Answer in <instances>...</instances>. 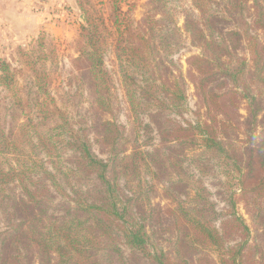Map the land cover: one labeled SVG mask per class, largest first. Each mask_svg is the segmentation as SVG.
<instances>
[{
    "label": "trees",
    "instance_id": "16d2710c",
    "mask_svg": "<svg viewBox=\"0 0 264 264\" xmlns=\"http://www.w3.org/2000/svg\"><path fill=\"white\" fill-rule=\"evenodd\" d=\"M192 2L188 12L172 0H151L147 28H125L137 40L127 44L126 64L119 66L136 122L143 125L140 112L147 110L136 75L151 79V102L164 106L151 115L160 139L153 150L107 118L115 96L105 63L110 35L103 17L83 4L76 63L88 88V128H77L51 93L54 52L45 38L19 50L35 100L21 92L11 66L0 63V86L12 100L15 123L8 132L0 108V213L8 223L0 232V264L29 258L35 264H129L123 247L151 264H264V0ZM121 15L113 27L122 34ZM225 20L230 27L219 28ZM187 40L200 50L188 59L197 120L182 125L167 115L187 111V81L169 58ZM216 168L240 191L251 241L229 247L217 227L219 213L202 181Z\"/></svg>",
    "mask_w": 264,
    "mask_h": 264
},
{
    "label": "rangeland",
    "instance_id": "374dc122",
    "mask_svg": "<svg viewBox=\"0 0 264 264\" xmlns=\"http://www.w3.org/2000/svg\"><path fill=\"white\" fill-rule=\"evenodd\" d=\"M74 2H66L55 9L54 16H52L51 20L52 25L38 37L45 38L48 48L54 52V59H52L53 61L49 66L51 79L50 90L52 95L55 97L59 107L70 113L77 128H88L92 122H90L88 88L85 85L84 76L78 69L79 66L76 63V59L79 58L77 49L81 29L85 24V16L82 10L79 9V4L81 3L88 12L97 17H103L110 35L108 38L109 47L105 56V63L115 84V96L113 114L107 118L124 127L128 137L137 136L139 144H142L147 150H153V145H158L160 139L151 115L159 112L162 113L164 106L158 101L151 102V92L148 91L149 87L147 86L148 82L151 84V79L142 73L136 75V79L145 92H142V89H140L138 94H140V99L145 105L144 110L147 108L144 113L140 112L139 119L143 122V125L137 123L135 120L136 116L131 112V106L127 102L119 67L121 62L124 66L126 64L127 44L132 45L137 43L134 37H128L125 28L129 26L131 30L140 33L147 28V23L145 24L146 16L151 14L154 8L151 5V0H74ZM172 3L180 11L192 12L193 10L192 0H172ZM117 8L122 13L120 19L124 23V27L121 29L122 34L117 33V29L113 27L115 15L120 14L119 11L117 13ZM246 16L250 20V14L247 13ZM179 26H183V20ZM218 26L219 28H229L230 24L228 20H225ZM253 33L259 36V33L256 31ZM38 38L28 40L20 45L12 44L3 47L0 45V63L6 62L11 66V69L17 76L21 92L30 93V98L33 100L36 98V88L32 84L30 70L21 61L19 50L22 47L26 49V47L32 48L36 46ZM199 54L200 50L187 40L184 43V47L169 58V61L173 62L174 66L186 78L188 96L187 111L183 116L175 114L167 115V112L163 113H166L171 120L182 125H186V122H196L197 120V116L195 115L197 100L194 95V87L188 80V59ZM0 108L6 114L7 130L9 132L15 125L12 100L7 89L2 86H0ZM161 117L159 121H161ZM144 124L152 126L153 131L151 129L146 130ZM91 133L90 131L89 134ZM92 136L91 134L90 137L93 139ZM151 138L153 139L152 143ZM147 142H149V145L146 144ZM93 149L101 159H108L107 152H102L97 144H93ZM202 181L210 191L211 200L214 202L216 210L219 213L217 227L221 232H226L227 245L233 247L238 243L251 241L254 237V231L251 230L250 233L244 231V225H249L251 222L247 210L243 205L244 200L240 197V191L237 188H232L230 183H226L225 178L221 176V170L219 168H216L212 174L202 177ZM16 192L17 194L20 193L19 190H16ZM54 200V203H56L60 198L56 196ZM56 215H61V213L57 211ZM235 218H238L239 221L229 223ZM242 221L244 225H242ZM7 227L8 223L5 216L0 213V232H5ZM123 250L124 256L129 264H151L146 262L139 252H134L127 247H123ZM216 257L215 254H211L212 259L215 260ZM26 264H35V262L32 258H29ZM213 264L218 263L215 261Z\"/></svg>",
    "mask_w": 264,
    "mask_h": 264
},
{
    "label": "crops",
    "instance_id": "0c3cea01",
    "mask_svg": "<svg viewBox=\"0 0 264 264\" xmlns=\"http://www.w3.org/2000/svg\"><path fill=\"white\" fill-rule=\"evenodd\" d=\"M45 1L44 5H40ZM74 0H0V45H20L51 26L55 9Z\"/></svg>",
    "mask_w": 264,
    "mask_h": 264
},
{
    "label": "built area",
    "instance_id": "2783aa9c",
    "mask_svg": "<svg viewBox=\"0 0 264 264\" xmlns=\"http://www.w3.org/2000/svg\"><path fill=\"white\" fill-rule=\"evenodd\" d=\"M44 3H45V1H41L39 4H40V5H44Z\"/></svg>",
    "mask_w": 264,
    "mask_h": 264
}]
</instances>
